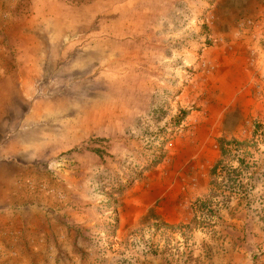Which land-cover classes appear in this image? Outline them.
<instances>
[{
	"label": "rangeland",
	"instance_id": "374dc122",
	"mask_svg": "<svg viewBox=\"0 0 264 264\" xmlns=\"http://www.w3.org/2000/svg\"><path fill=\"white\" fill-rule=\"evenodd\" d=\"M236 2L0 0V264H264V1Z\"/></svg>",
	"mask_w": 264,
	"mask_h": 264
},
{
	"label": "trees",
	"instance_id": "16d2710c",
	"mask_svg": "<svg viewBox=\"0 0 264 264\" xmlns=\"http://www.w3.org/2000/svg\"><path fill=\"white\" fill-rule=\"evenodd\" d=\"M186 115L185 111H180L179 114L177 116H175L174 118V125L177 124V122H179L184 116ZM237 143H235V141H229V142H224L223 140H219L218 141V146H219V150H220V156L221 158H226L228 155V152H230V148H228L230 145H236ZM100 161H102V155L101 152L98 149H91L90 150ZM159 162V157L155 158L149 166L154 165L156 163ZM220 165V161L216 162L210 169L209 171V175L210 178L213 179V177L215 178L216 176V170L218 169V166ZM137 174H133L128 180L125 179L124 182L122 184L118 183V190L121 191L124 188L128 187L130 182H132L134 179H136ZM112 217H113V225H116L117 221H116V217H115V211L113 210L111 212ZM114 227V226H113Z\"/></svg>",
	"mask_w": 264,
	"mask_h": 264
},
{
	"label": "crops",
	"instance_id": "0c3cea01",
	"mask_svg": "<svg viewBox=\"0 0 264 264\" xmlns=\"http://www.w3.org/2000/svg\"><path fill=\"white\" fill-rule=\"evenodd\" d=\"M243 1H249L250 2V0H243ZM243 1L242 0H238V2H236V3H242ZM254 1H257V0H254ZM258 1H261V0H258ZM8 181H11V179H8ZM1 190L3 191V188ZM4 192H6V189L4 190Z\"/></svg>",
	"mask_w": 264,
	"mask_h": 264
}]
</instances>
